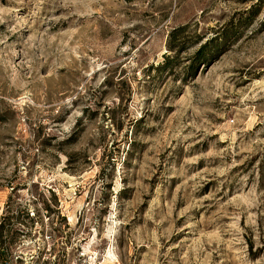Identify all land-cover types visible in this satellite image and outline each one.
Returning <instances> with one entry per match:
<instances>
[{"label": "rangeland", "instance_id": "obj_1", "mask_svg": "<svg viewBox=\"0 0 264 264\" xmlns=\"http://www.w3.org/2000/svg\"><path fill=\"white\" fill-rule=\"evenodd\" d=\"M0 229V264H264V0H0Z\"/></svg>", "mask_w": 264, "mask_h": 264}, {"label": "trees", "instance_id": "obj_2", "mask_svg": "<svg viewBox=\"0 0 264 264\" xmlns=\"http://www.w3.org/2000/svg\"><path fill=\"white\" fill-rule=\"evenodd\" d=\"M182 29H183V26H179V27L171 29V31L169 33V40H168L169 41V44H168L169 48H172L174 46L175 38H177L176 35L178 33H180ZM204 48H205V45L203 47H201V49H199L196 52V56L194 58H197L199 60H203V59L208 60L211 56H213L212 52H210V51L203 52ZM171 58L168 55H164L163 56V60L160 62L159 65H157V68L158 69H162L164 67H167V65L169 64ZM169 70H171V67H169ZM0 232H1V229H0ZM0 247H1V244H0ZM0 255H1V252H0Z\"/></svg>", "mask_w": 264, "mask_h": 264}]
</instances>
